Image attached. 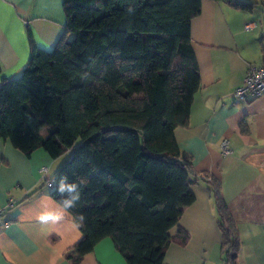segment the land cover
<instances>
[{
	"label": "trees",
	"instance_id": "1",
	"mask_svg": "<svg viewBox=\"0 0 264 264\" xmlns=\"http://www.w3.org/2000/svg\"><path fill=\"white\" fill-rule=\"evenodd\" d=\"M224 1L237 9L264 0ZM65 32L49 50L31 40L29 61L0 84V138L29 156H70L56 170L52 199L73 217L78 262L104 237L127 264H165L183 208L195 196L190 159L174 130L186 126L200 73L190 23L200 0H62ZM71 34V40L66 34ZM79 185L65 207L58 183ZM221 248L235 264L233 219L214 181ZM183 233V240L188 234Z\"/></svg>",
	"mask_w": 264,
	"mask_h": 264
},
{
	"label": "crops",
	"instance_id": "2",
	"mask_svg": "<svg viewBox=\"0 0 264 264\" xmlns=\"http://www.w3.org/2000/svg\"><path fill=\"white\" fill-rule=\"evenodd\" d=\"M199 7L189 32L200 87L187 125L173 131L192 165L188 189L195 200L168 230L164 263L231 264L221 248L222 231L209 189L214 181L235 224V264H264V92L243 100L233 93L247 64H264V10L257 11L264 7L256 3L237 9L215 0H200ZM63 11L62 0H0V84L21 74L31 40L42 50L55 45L65 32ZM223 139L231 153L221 152ZM59 158L51 159L42 148L26 156L0 138V206L2 219L9 222L0 229V264H127L109 236L78 262L66 256L81 231L52 199V187L41 175L42 166L51 173ZM179 228L188 234L186 241Z\"/></svg>",
	"mask_w": 264,
	"mask_h": 264
},
{
	"label": "built area",
	"instance_id": "3",
	"mask_svg": "<svg viewBox=\"0 0 264 264\" xmlns=\"http://www.w3.org/2000/svg\"><path fill=\"white\" fill-rule=\"evenodd\" d=\"M250 23H245L244 29L250 28ZM264 92V64L262 65H254L247 64L244 77L242 79V83L235 88L234 96L238 99H246V98H257ZM228 140L223 139L220 142L221 152L225 155L231 153V149L228 146ZM48 167H41V175L44 179V184L47 187H52L54 185V179L51 177H47ZM3 207L0 206V229L6 225H8L7 220L2 219Z\"/></svg>",
	"mask_w": 264,
	"mask_h": 264
},
{
	"label": "clouds",
	"instance_id": "4",
	"mask_svg": "<svg viewBox=\"0 0 264 264\" xmlns=\"http://www.w3.org/2000/svg\"><path fill=\"white\" fill-rule=\"evenodd\" d=\"M57 191L62 197H64L62 203L65 207H74L75 203L80 198L79 185L75 182L69 183L67 177L61 178L58 183ZM41 219H46V217H41Z\"/></svg>",
	"mask_w": 264,
	"mask_h": 264
},
{
	"label": "rangeland",
	"instance_id": "5",
	"mask_svg": "<svg viewBox=\"0 0 264 264\" xmlns=\"http://www.w3.org/2000/svg\"><path fill=\"white\" fill-rule=\"evenodd\" d=\"M262 10H264V9L260 8V10H257V11H260V12H261ZM262 12H263V11H262ZM71 38H72V37L69 36L68 40L70 41ZM18 76H19V75H18ZM69 156H70V155L66 153V154H63L59 159H57V160L55 161V162H56V163H55L56 165H53V167L51 168V171H50L51 173H49V172H48L49 174L47 173L48 176L51 174L50 176L54 177V176L56 175L55 173H56V170H57V168H58L57 166H60V165L62 164V162H63L65 159H67ZM58 164H59V165H58Z\"/></svg>",
	"mask_w": 264,
	"mask_h": 264
}]
</instances>
